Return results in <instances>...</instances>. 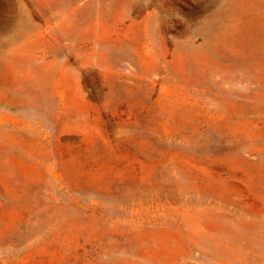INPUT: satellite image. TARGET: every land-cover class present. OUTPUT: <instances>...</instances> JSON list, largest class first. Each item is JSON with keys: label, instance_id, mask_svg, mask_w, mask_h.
<instances>
[{"label": "rangeland", "instance_id": "374dc122", "mask_svg": "<svg viewBox=\"0 0 264 264\" xmlns=\"http://www.w3.org/2000/svg\"><path fill=\"white\" fill-rule=\"evenodd\" d=\"M0 264H264V0H0Z\"/></svg>", "mask_w": 264, "mask_h": 264}]
</instances>
